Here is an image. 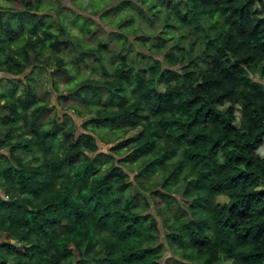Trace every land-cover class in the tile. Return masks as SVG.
<instances>
[{"label":"trees","instance_id":"obj_1","mask_svg":"<svg viewBox=\"0 0 264 264\" xmlns=\"http://www.w3.org/2000/svg\"><path fill=\"white\" fill-rule=\"evenodd\" d=\"M6 1L0 264H264V1L121 0L106 13L129 18L94 44L40 14L49 0ZM136 15L160 30L126 47ZM67 17L91 33L90 17ZM47 53L54 89L76 90L58 99L87 117L80 133L39 95ZM89 55L99 79L76 69ZM95 135L115 144L98 151Z\"/></svg>","mask_w":264,"mask_h":264},{"label":"rangeland","instance_id":"obj_2","mask_svg":"<svg viewBox=\"0 0 264 264\" xmlns=\"http://www.w3.org/2000/svg\"><path fill=\"white\" fill-rule=\"evenodd\" d=\"M119 1L121 0H99L95 6L94 9L97 10V14L100 16L101 13H106V11L111 8V6L117 4ZM264 0H257L256 5L254 6V9L257 11H260V5L261 2H263ZM260 2V4H259ZM49 4H51L53 7L52 9H43V11L40 12V14H46V16H48V20L53 18V16H56V13L59 12L60 15L62 16V20L63 22H65V24L67 25V27L69 28V30L71 32H74L76 35V41L82 40L85 43L88 44H94V42L97 39H102V40H107L109 39V32H120L121 29L118 28L117 23L115 21V18L117 17H121L122 19L127 17V14L131 12V10H127V11H122L120 13L117 14H111L110 12H107L105 14V16H103L102 18H99V16L97 14H92L90 12V10H93V8L91 9L92 4V0H49L48 1ZM13 4L10 1H6V0H0V10L2 9H7V10H14L12 8ZM69 10V11H67ZM72 15V16H83L86 15L88 17H90L89 21L87 20V23H89L91 26V33L90 32H85V31H80L79 30V25L76 23V25H74V23L70 22V19L67 17V15ZM129 17H127L128 19ZM86 19H88L86 17ZM91 20H93L94 22H91ZM83 18L79 19V22H82ZM154 25L153 26H149L148 23L143 22L141 20H139V16H135L134 21L132 22L133 26H135V31H130V30H125L122 33H124V35L127 37V46L129 47L130 44L133 46H136V42L134 40L135 36L138 35H151L153 36L155 33H157L160 30V26L158 25L159 23H157L156 21L153 22ZM55 28V27H53ZM55 31V29H53V32ZM75 41V42H76ZM139 42H142V44H139ZM138 42V46L141 49L138 50H144L146 47V41L145 40H139ZM110 49L113 51H117L120 47L118 44V40L115 37H112V42L109 40L108 41ZM147 52V51H145ZM159 53H155L154 57H160V55H158ZM48 53H47V57L45 58V60L43 62H41L40 64H38V66H41L40 69L42 71V86L43 89L47 91V95L44 96V94L42 95V91L41 93H39V95L41 94V96L48 98V101L50 102V104L56 105L57 108V115L58 118L61 117V115L63 114V112H66L75 122H76V133H80L82 131H84V128L81 127V123L87 118L85 117H79L78 115H76L75 111L72 108L63 106L61 103H59V99H58V94H63V95H68L69 93H73L75 91L73 90H67L66 85H62L59 84V90H55L53 85H52V72L55 70V67H53L52 65V61L51 58H48ZM86 61L84 63H79L76 65V69L79 72L80 75H82L83 79H91V80H96L99 79L100 76L98 74V72L94 71L92 68H95L96 64L94 62V59L91 55L87 56ZM181 64H178V67H180ZM173 68H175L176 66H172ZM31 69L33 68H28L26 70V72L21 75V76H15L14 78L16 79H24V75H26L28 72L31 71ZM13 76L8 75L6 73H2L0 72V93H1V89L2 87H8L10 89H14L15 86H10V85H6L7 82V78H12ZM255 78L258 79V77L255 75ZM111 79V78H110ZM160 86L163 88L164 84H160ZM76 88V85L75 87ZM20 89V86L18 88V90ZM17 94H19V92H17ZM66 100V99H65ZM4 101V98H2L0 100V116H5L8 114V111L4 108L1 107L2 103ZM50 105V106H51ZM238 116V112L236 111V117ZM59 120V119H58ZM88 132H90L91 134H94L92 131L88 130ZM139 132V128H135L133 130H128L127 133H125L121 138H119L118 140H116V142H118L119 140L121 141L122 139H125L126 137H131V136H135L137 133ZM101 134H103V132L101 131ZM96 140H97V144H98V151H108L109 147L114 145L113 143H106V139H102L100 135H95ZM2 138V136H1ZM104 138H106L104 136ZM259 152L264 155V141L263 144L261 145V147L259 148ZM1 154H5L6 153V149H1L0 150ZM135 174V172H130V177L132 178L133 175ZM1 193V190H0ZM175 194V193H174ZM178 198H180L179 194H175ZM225 196H219L217 198L218 201H223L225 200ZM151 211L155 214V210L152 207ZM159 219V218H158ZM160 232L163 235V229L160 228ZM161 241H164L163 236L160 239ZM21 249V247H19ZM172 257H174L175 259H179V255L172 251L169 248V245L167 244V251L165 253L164 256V260H166L168 263L172 262ZM227 264V263H224Z\"/></svg>","mask_w":264,"mask_h":264}]
</instances>
